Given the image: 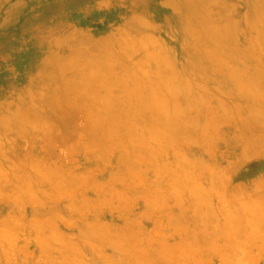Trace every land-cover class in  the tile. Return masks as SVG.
I'll return each mask as SVG.
<instances>
[{
    "label": "rangeland",
    "instance_id": "374dc122",
    "mask_svg": "<svg viewBox=\"0 0 264 264\" xmlns=\"http://www.w3.org/2000/svg\"><path fill=\"white\" fill-rule=\"evenodd\" d=\"M0 264H264V0L0 19Z\"/></svg>",
    "mask_w": 264,
    "mask_h": 264
},
{
    "label": "crops",
    "instance_id": "0c3cea01",
    "mask_svg": "<svg viewBox=\"0 0 264 264\" xmlns=\"http://www.w3.org/2000/svg\"><path fill=\"white\" fill-rule=\"evenodd\" d=\"M1 2H7L5 6H0V19L5 27H26L31 25L33 19L37 22L48 18L56 21L66 18L70 23V0H0ZM76 28L86 30L91 27L81 25Z\"/></svg>",
    "mask_w": 264,
    "mask_h": 264
}]
</instances>
